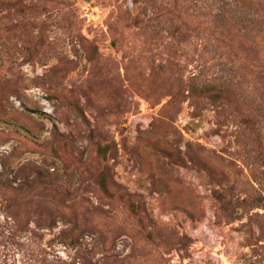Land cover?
<instances>
[{
  "label": "rangeland",
  "instance_id": "1",
  "mask_svg": "<svg viewBox=\"0 0 264 264\" xmlns=\"http://www.w3.org/2000/svg\"><path fill=\"white\" fill-rule=\"evenodd\" d=\"M263 16L0 0V264H264Z\"/></svg>",
  "mask_w": 264,
  "mask_h": 264
},
{
  "label": "trees",
  "instance_id": "2",
  "mask_svg": "<svg viewBox=\"0 0 264 264\" xmlns=\"http://www.w3.org/2000/svg\"><path fill=\"white\" fill-rule=\"evenodd\" d=\"M178 1V0H175ZM252 4H257L258 7L261 8V11L264 14V0H249ZM179 16V14L177 15ZM264 19V16H263ZM209 31V29H208ZM210 32H213L212 30H210ZM217 34V33H216ZM114 45L116 44L115 42L113 43ZM177 55V52L174 54V56ZM202 93L209 96L210 98H212L214 101H221L222 98H224L226 96V94L228 93V90L223 88V87H219L217 84H211V83H203L202 84Z\"/></svg>",
  "mask_w": 264,
  "mask_h": 264
},
{
  "label": "built area",
  "instance_id": "3",
  "mask_svg": "<svg viewBox=\"0 0 264 264\" xmlns=\"http://www.w3.org/2000/svg\"><path fill=\"white\" fill-rule=\"evenodd\" d=\"M163 218H165L167 221H169V219H170V217L167 216V215L164 216ZM190 229H191V227H190L189 224L185 225V227H184V233H186L187 235H189V230ZM205 229H207V228H205ZM207 230H208L209 234L211 235V240L213 241V244H216V248L215 249L216 250L221 249V243H220L219 237L213 232V230L211 228L210 229H207ZM199 245L202 246L203 245L202 242ZM211 255H212L213 258H215L218 261H220L221 264L224 263V259H227L226 258V254H225V252L223 250L220 252V254H218L217 252H215V253H212ZM198 259H199V252L192 255V259L191 260H193V261L196 262V261H198Z\"/></svg>",
  "mask_w": 264,
  "mask_h": 264
}]
</instances>
